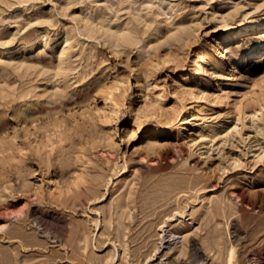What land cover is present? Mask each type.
Masks as SVG:
<instances>
[{
	"label": "rangeland",
	"instance_id": "1",
	"mask_svg": "<svg viewBox=\"0 0 264 264\" xmlns=\"http://www.w3.org/2000/svg\"><path fill=\"white\" fill-rule=\"evenodd\" d=\"M256 23L264 0H0V264H264Z\"/></svg>",
	"mask_w": 264,
	"mask_h": 264
},
{
	"label": "bare ground",
	"instance_id": "2",
	"mask_svg": "<svg viewBox=\"0 0 264 264\" xmlns=\"http://www.w3.org/2000/svg\"><path fill=\"white\" fill-rule=\"evenodd\" d=\"M164 1V0H162ZM163 3V2H162ZM217 28V27H215ZM240 30V29H239ZM264 32V23H256V24H247V25H244L242 28H241V33L242 35H247V34H250V33H257V32ZM214 32H218V29H215L213 31ZM235 34H232L231 32H227L225 33L218 41V47L219 49H217V53L215 55H213L212 57H210V62H211V65L214 69V75H220V79L223 81V82H226V83H229V82H233L237 79V74H236V71H234V69L232 68L231 71L229 73H225V74H220L221 71H223V68H220L218 66L219 64V59L222 58L224 56V49H223V43L224 42H227L229 41L230 39L232 38H235L234 36ZM67 41V40H66ZM264 46V45H263ZM261 49V48H260ZM65 52V51H64ZM67 52V51H66ZM65 52V53H66ZM61 70V69H60ZM220 72V73H219ZM219 73V74H218ZM208 74V71H206V68L203 67L201 70H200V73L199 75H205L207 76ZM207 87H203L202 89H197V92H198V107H197V115L195 118H199L200 116L204 115L205 114V107L204 105L201 103L204 98H205V94H207ZM206 99V98H205ZM204 102V101H203ZM184 120V119H183ZM182 120V122H184ZM183 124V123H182ZM163 236V235H162ZM21 240V239H20ZM176 240V238H173V236H170L169 240L167 241L168 245L172 244L174 241ZM179 242V241H178ZM177 242V243H178ZM167 245V246H168Z\"/></svg>",
	"mask_w": 264,
	"mask_h": 264
}]
</instances>
